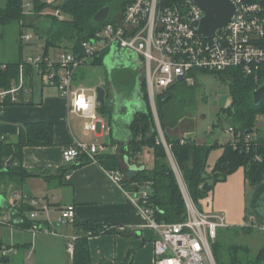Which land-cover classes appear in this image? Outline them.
I'll return each instance as SVG.
<instances>
[{
    "label": "built area",
    "instance_id": "obj_1",
    "mask_svg": "<svg viewBox=\"0 0 264 264\" xmlns=\"http://www.w3.org/2000/svg\"><path fill=\"white\" fill-rule=\"evenodd\" d=\"M64 1L21 0L22 13L26 17L38 13L64 19L66 14L60 7ZM233 1L237 7L231 21L217 30L214 36L206 38L199 32L203 13L193 0H132L120 17L108 18L93 38L83 41L79 52L60 49L57 60L43 51L26 54L19 67L17 82L10 89L0 88V102L8 97L16 101L20 90L30 91L26 86L25 66L31 65L42 75L45 85L57 87L61 96L67 98L71 112L85 118L84 135L89 136L96 132L98 123L102 124L106 133H109L110 126L97 112L96 89L93 88L94 93L91 94H87L85 88L74 90L73 78L79 67L92 64L101 55L105 58L111 51H130L142 61L144 74L141 79L146 82L155 113V96L179 81V77L191 82L194 79L190 76L192 71L214 72L240 67L248 75L256 74L264 63V14L257 3ZM40 3L45 6L38 12L37 5ZM20 28L21 39L32 45L34 34L23 30L34 29L23 18ZM41 44L39 46L43 47ZM81 99L87 107L80 105ZM228 131L234 136L233 127H229ZM107 151L105 143L75 139L73 144L64 148L63 159L67 163L84 157L97 160L99 154ZM108 174L124 189L125 174L122 171L113 169ZM149 191L150 186L138 187L133 183V190L128 193L145 216L146 225L157 233L155 264H216L211 245L219 228L228 226L225 216L198 208L188 194L186 219L174 223L160 222L149 205ZM185 192L188 193L187 189ZM8 200L10 207L0 215V224L11 227L20 224L23 217H15L13 212L17 204L26 202L32 207L27 212L32 225L26 230L33 235L44 232L64 236L60 226L72 225L76 220L74 204L59 206L44 197H32L23 191H15ZM65 237L67 252L73 258L78 235L72 233ZM3 254H7L6 250Z\"/></svg>",
    "mask_w": 264,
    "mask_h": 264
},
{
    "label": "trees",
    "instance_id": "obj_2",
    "mask_svg": "<svg viewBox=\"0 0 264 264\" xmlns=\"http://www.w3.org/2000/svg\"><path fill=\"white\" fill-rule=\"evenodd\" d=\"M132 0H65L60 6L66 17L60 19L54 15L35 14L26 17L22 13L21 0H4L0 2V27L16 24L20 27L21 19H25L43 43V53L50 54L52 48L67 49L73 52L81 50L82 42L91 39L105 23L94 21L95 15L104 7L110 6L109 19L122 15ZM247 3H257L264 14V0H244ZM44 3L37 5L39 12ZM31 19L30 21H27ZM21 29V28H20ZM22 34V30L20 31ZM4 31L0 30V39ZM22 40V39H21ZM23 46V45H22ZM19 58L10 61H0V88L10 89L17 82L20 74V64L23 62V52ZM103 55L97 57L93 64H101ZM33 67L25 66V75L31 76ZM211 74L220 82L229 86L230 105L221 108L218 120L226 119L234 129V136L226 143L218 140L213 143L199 141L186 135H172L169 128L183 116L185 110L178 99L180 94L193 93L196 85L186 79L177 81L155 96L156 113L150 103L145 80H140V91L145 108L135 113L130 123L131 139L128 153L134 162H138L145 150L152 155L151 164H141L144 168L130 170L129 179L123 181L124 189L133 190V183L138 187L150 186L149 205L154 209V217L160 222H180L187 217L188 208L177 174L172 166L173 157L181 173L188 194L195 205L200 208V200L205 198L218 182L225 181L229 175L243 167L250 184L264 181V131L259 126L260 117H264V99L261 104L254 102V91L264 85V63L256 74L248 75L240 67H231L221 71H192L190 76ZM24 90L17 93V100L10 97L4 102L23 103ZM110 106V105H109ZM108 103L98 106L97 111L109 110ZM111 107V106H110ZM111 109V108H110ZM157 114V117H156ZM162 131V134L161 132ZM54 144V126L51 122H28L21 126L15 141L0 139V195H8L16 191L31 177L38 176L22 164L23 150L26 146H50ZM223 148V152L209 170L208 160L214 148ZM170 152V153H169ZM83 162L90 159L84 157ZM97 160L107 169H120V159L116 155H98ZM132 188V189H131ZM14 191V192H15ZM5 207L0 203V215ZM32 207L22 202L17 204L15 217H23L17 224L19 229L30 228L32 220L27 212ZM78 238L72 264H93L89 246V238L102 233L111 232L112 228L98 221L75 222L72 224ZM218 244V234L214 241ZM1 261H7V255L0 256ZM257 263L264 262V247L256 256ZM122 264H133L131 259ZM229 264H240L234 259Z\"/></svg>",
    "mask_w": 264,
    "mask_h": 264
},
{
    "label": "crops",
    "instance_id": "obj_3",
    "mask_svg": "<svg viewBox=\"0 0 264 264\" xmlns=\"http://www.w3.org/2000/svg\"><path fill=\"white\" fill-rule=\"evenodd\" d=\"M123 56L128 68L133 69L134 60L136 57L138 59L137 54L126 51L123 52ZM95 65L85 64L79 67L77 72L80 69L85 72L86 68L92 69ZM76 74L73 84L74 82L76 84ZM41 84L42 87L37 94L33 91L32 94L31 91L25 92L23 103L0 102V139L15 141L21 126L28 122L46 121L54 126L53 145L24 148L22 164L30 171L37 172L38 176L29 178L23 184L24 189L16 191H23L32 197H44L59 206L74 204L76 221H98L110 226L111 232L89 238L93 264H122L127 259H131L133 264H155L154 243L157 233L146 225L145 216L133 203L128 191L111 180L108 172L113 169H107L98 160L88 162L76 160L67 163L63 159L64 148L78 139L107 144L108 151L99 155L118 156L121 163L118 170L124 174L123 164L128 171L131 170L132 164L141 165L138 162H142L144 154L151 156L148 150H145L138 162H134L128 153L131 139L130 123L135 113L145 108L141 91L140 99H125L119 104L112 97L109 120L99 115L110 126L109 133H106L102 129V124L98 123L96 132L85 136V118L70 111L67 98L61 96L57 87L45 85L43 82ZM81 88L85 86L78 83L73 89ZM82 119L83 129L79 124ZM147 161H149L147 164H150L151 159L147 157ZM214 164L209 156V170ZM26 187L30 188L33 194L26 192ZM14 191L2 196L9 199ZM200 209L222 213L228 226L264 231V181L255 185L250 184L244 168L241 167L225 181L218 182L213 190L200 200ZM59 230L64 235L62 238L65 243H67L65 236L75 233L73 225H62ZM22 231L31 237L34 236L26 229ZM0 243L3 244V241L0 240ZM4 250L10 251L6 247H3L2 251Z\"/></svg>",
    "mask_w": 264,
    "mask_h": 264
},
{
    "label": "rangeland",
    "instance_id": "obj_4",
    "mask_svg": "<svg viewBox=\"0 0 264 264\" xmlns=\"http://www.w3.org/2000/svg\"><path fill=\"white\" fill-rule=\"evenodd\" d=\"M0 2L3 3L4 0H0ZM30 20L28 19L27 21ZM0 30L4 31V37L0 39V61H10L19 58L21 49L23 55L43 50V47L39 46L42 45V42H39L38 37L32 30H28L27 28L23 30L24 32L34 34L32 45L26 44L21 40V29L16 24L0 27ZM59 51V48H52L50 50V55L54 60L58 59ZM108 54L105 56V59L109 56ZM132 68L135 71V79L128 86H123L112 79L104 61L101 64H96L92 69L91 67L86 68L85 72L80 69L76 74V84L74 82L73 88L78 83H82V86L86 88V93L91 94L94 93L93 88L103 85L107 91L108 106L112 97L117 101L130 98L140 99V80L143 78L144 65L136 57ZM42 82V75L39 74L36 67H33L32 75L26 76V86L31 91H29L30 94H32V91L34 94H37L42 87ZM189 83L195 84L196 89L190 95L184 92L178 96L185 112L174 127L169 128L171 134L178 136L186 135L187 137H194L199 141L208 143H213L217 140L223 144L228 142L233 138V135L228 131L230 127L229 123L224 118L219 121L218 112L221 108L230 105L229 86L226 83L220 82L211 74H199ZM97 112L100 116L109 120L110 106L109 110ZM83 121L82 119L79 123L82 129ZM259 126L264 131V117H260ZM160 132L162 134V131ZM222 150L223 148L219 147L211 151L210 161L212 163L217 161ZM147 157L152 160V155L147 156L144 154L142 162L138 163H149ZM170 159L174 170H177L178 176L185 187L177 164L172 156H170ZM123 170L126 178L129 179V171L125 164H123ZM23 187L24 185L20 189H24ZM27 191L32 193V190L26 187ZM186 196H188L187 192ZM0 240L3 241V244L0 243V256L4 255L2 251L3 247L10 250L7 252L9 255L8 260H0V264H72V258L67 252L66 243L63 241L62 236L40 232L31 237V235L29 236L23 232L22 229L0 224ZM32 240L33 245H31ZM213 243L211 247L216 264H229L234 259H238L240 264H264V262L257 263L255 261L258 251L264 247V231L262 230L231 225L220 227L218 230V244L214 246Z\"/></svg>",
    "mask_w": 264,
    "mask_h": 264
},
{
    "label": "water",
    "instance_id": "obj_5",
    "mask_svg": "<svg viewBox=\"0 0 264 264\" xmlns=\"http://www.w3.org/2000/svg\"><path fill=\"white\" fill-rule=\"evenodd\" d=\"M200 8L203 16L199 25V32L206 38L214 36L217 30L225 27L233 18L236 12V3L233 0H193ZM111 7L106 6L102 8L94 17V21L97 23H104L108 20ZM104 59L105 66L107 67L112 79L117 83L128 86L135 79V71L129 69L126 60L124 59L122 51H111ZM183 77H179V81H183ZM97 101L99 106L104 107L107 104V91L103 85H99L96 88ZM254 102L256 105L262 103L264 99V85L258 87L254 93ZM117 104L121 103L116 101ZM157 116V114H156ZM144 166L132 164L131 170H140ZM181 189L186 199L185 187L183 186L177 170L175 169ZM0 203L3 207L9 208L10 202L4 196L0 195Z\"/></svg>",
    "mask_w": 264,
    "mask_h": 264
},
{
    "label": "clouds",
    "instance_id": "obj_6",
    "mask_svg": "<svg viewBox=\"0 0 264 264\" xmlns=\"http://www.w3.org/2000/svg\"><path fill=\"white\" fill-rule=\"evenodd\" d=\"M80 101H82L83 103L81 104ZM80 101H79V103H80L81 106H83V107H87V105L85 104V102H84L83 99H81Z\"/></svg>",
    "mask_w": 264,
    "mask_h": 264
},
{
    "label": "snow or ice",
    "instance_id": "obj_7",
    "mask_svg": "<svg viewBox=\"0 0 264 264\" xmlns=\"http://www.w3.org/2000/svg\"><path fill=\"white\" fill-rule=\"evenodd\" d=\"M80 103L82 104L83 102H82V101H80Z\"/></svg>",
    "mask_w": 264,
    "mask_h": 264
}]
</instances>
